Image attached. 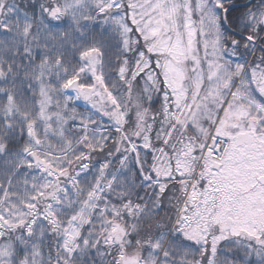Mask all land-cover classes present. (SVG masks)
Wrapping results in <instances>:
<instances>
[{"label": "snow or ice", "instance_id": "obj_1", "mask_svg": "<svg viewBox=\"0 0 264 264\" xmlns=\"http://www.w3.org/2000/svg\"><path fill=\"white\" fill-rule=\"evenodd\" d=\"M0 264H264V0H0Z\"/></svg>", "mask_w": 264, "mask_h": 264}]
</instances>
